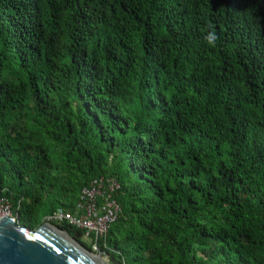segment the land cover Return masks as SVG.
I'll return each mask as SVG.
<instances>
[{"label": "trees", "instance_id": "trees-1", "mask_svg": "<svg viewBox=\"0 0 264 264\" xmlns=\"http://www.w3.org/2000/svg\"><path fill=\"white\" fill-rule=\"evenodd\" d=\"M100 176L111 264H264V0H0V198L35 231Z\"/></svg>", "mask_w": 264, "mask_h": 264}, {"label": "water", "instance_id": "water-1", "mask_svg": "<svg viewBox=\"0 0 264 264\" xmlns=\"http://www.w3.org/2000/svg\"><path fill=\"white\" fill-rule=\"evenodd\" d=\"M92 254L51 224L33 231L12 217L0 220V264H110L102 251L96 253L98 262Z\"/></svg>", "mask_w": 264, "mask_h": 264}, {"label": "built area", "instance_id": "built-area-1", "mask_svg": "<svg viewBox=\"0 0 264 264\" xmlns=\"http://www.w3.org/2000/svg\"><path fill=\"white\" fill-rule=\"evenodd\" d=\"M120 181L113 176L95 178L81 189L73 210L57 208L44 218L45 224L68 225L85 232L94 253L100 251L99 241H104L123 213L117 200ZM12 206L6 198H0V219L13 217ZM107 257V255H104ZM110 257V256H108Z\"/></svg>", "mask_w": 264, "mask_h": 264}, {"label": "clouds", "instance_id": "clouds-1", "mask_svg": "<svg viewBox=\"0 0 264 264\" xmlns=\"http://www.w3.org/2000/svg\"><path fill=\"white\" fill-rule=\"evenodd\" d=\"M216 39H217V36H216L215 32H210L206 36V40L208 41L209 44H214Z\"/></svg>", "mask_w": 264, "mask_h": 264}, {"label": "rangeland", "instance_id": "rangeland-1", "mask_svg": "<svg viewBox=\"0 0 264 264\" xmlns=\"http://www.w3.org/2000/svg\"><path fill=\"white\" fill-rule=\"evenodd\" d=\"M13 215V217H14V219H17V216L16 215H14V214H12ZM84 240L88 243V244H90V242H88V239H86V238H84ZM92 253V252H91ZM93 254H96V253H93ZM104 259L108 262V263H112V258L111 257H106V256H104Z\"/></svg>", "mask_w": 264, "mask_h": 264}, {"label": "bare ground", "instance_id": "bare-ground-1", "mask_svg": "<svg viewBox=\"0 0 264 264\" xmlns=\"http://www.w3.org/2000/svg\"><path fill=\"white\" fill-rule=\"evenodd\" d=\"M3 218H8V217H2L1 219H3ZM0 219V220H1ZM93 260H96L97 262L99 261V259H98V256H96V254H92V255H89Z\"/></svg>", "mask_w": 264, "mask_h": 264}]
</instances>
